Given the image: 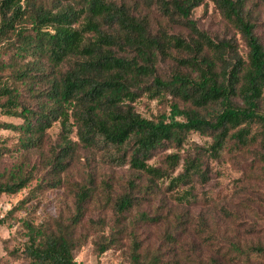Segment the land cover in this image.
<instances>
[{
    "label": "rangeland",
    "instance_id": "1",
    "mask_svg": "<svg viewBox=\"0 0 264 264\" xmlns=\"http://www.w3.org/2000/svg\"><path fill=\"white\" fill-rule=\"evenodd\" d=\"M44 1L54 11L67 3L77 6L76 0ZM115 1L126 3L136 16L147 20L153 34H190L179 14L165 13L160 0ZM245 12L264 42V0H247ZM191 17L214 39L231 40L247 58L249 48L242 32L213 0H204ZM27 27V33L33 34L32 25ZM17 38L15 34L0 38V87L17 86L21 101L39 109L49 82L40 80L38 68L43 66L51 77H60L72 61L55 65L45 56L24 55L17 48ZM116 49L120 54L132 53ZM183 57L188 53L176 48L169 56L159 54L156 71L145 79V86L156 75L167 78L176 71L188 72L178 61ZM23 67L31 77L19 80L17 72ZM4 100L0 96V102ZM173 103L192 106L169 92L151 99L144 91L135 107L144 116L157 118L169 113ZM68 110L35 143L28 141L29 132L24 129L0 128V181L19 168L33 174L25 188L0 197V217L6 219L0 223V264H35L24 250L28 225L54 227L58 220L68 222L82 185L91 187L92 194L83 226L76 231V237L85 239L74 250L78 264H131L136 241L142 260L155 259L158 264H264V254L250 249L264 244V159L259 141L239 146L230 139L220 155L214 156L209 151L213 135L192 131L181 146L169 142L153 151L149 162L164 169H170L169 155L178 153L180 158L170 175L152 178L114 157L116 149L84 144L72 106ZM0 122L20 125L24 118L0 108ZM197 157L202 168L188 180L174 183L172 178L184 171L186 162ZM127 192L137 202L120 213L116 202ZM116 233L112 246L100 253L98 243Z\"/></svg>",
    "mask_w": 264,
    "mask_h": 264
},
{
    "label": "trees",
    "instance_id": "2",
    "mask_svg": "<svg viewBox=\"0 0 264 264\" xmlns=\"http://www.w3.org/2000/svg\"><path fill=\"white\" fill-rule=\"evenodd\" d=\"M76 1L77 6L67 3L54 11L44 0H0V38L15 34L20 52L48 57L55 65L72 61L60 77H51L43 66L38 68L40 80L49 82L39 109L21 101L17 86L0 87V96L5 98L1 110L24 118L20 125L0 122V128L24 129L29 132L28 141L35 143L72 106L77 134L84 144L116 149L114 157L152 178L170 175L180 158L178 153L169 155L170 169H164L149 162L153 151L169 142L181 146L192 131L213 135L209 151L214 156L233 139L239 146L259 141L264 159V42L247 17V0H213L242 32L249 48L247 58L231 40L214 39L191 17L204 0H160L165 13H177L184 20L190 29L188 36L166 31L153 34L148 21L123 2ZM28 24L33 34L27 33ZM117 47L132 53L120 54ZM172 48L188 53L178 61L189 71H176L167 78L156 75L146 87L144 81L155 73L158 55L169 56ZM17 76L22 80L31 73L23 67ZM144 91L151 99L169 92L192 106L173 103L169 113L150 118L135 107ZM210 106L213 109L204 112ZM201 168V159L192 158L172 181H186ZM32 178L33 174L21 168L15 170L0 181V197L19 192ZM91 194L88 185L79 187L75 212L68 222L58 220L54 227L28 225L24 250L35 264H78L74 250L85 239L76 237V231L83 226ZM136 202L127 192L118 198L117 210L125 213ZM5 220L0 217V223ZM117 234L98 243L100 253L112 246ZM139 249L136 241L131 264H158L155 259L142 260ZM250 249L264 254V244Z\"/></svg>",
    "mask_w": 264,
    "mask_h": 264
}]
</instances>
